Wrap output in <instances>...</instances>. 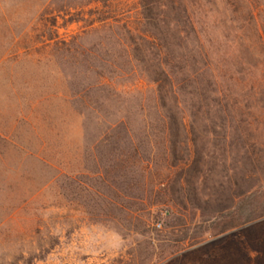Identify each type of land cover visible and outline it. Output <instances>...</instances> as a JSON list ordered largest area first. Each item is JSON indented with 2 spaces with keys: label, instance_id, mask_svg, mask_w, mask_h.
Masks as SVG:
<instances>
[{
  "label": "rangeland",
  "instance_id": "1",
  "mask_svg": "<svg viewBox=\"0 0 264 264\" xmlns=\"http://www.w3.org/2000/svg\"><path fill=\"white\" fill-rule=\"evenodd\" d=\"M196 1L188 78L140 0H0V264H264V0Z\"/></svg>",
  "mask_w": 264,
  "mask_h": 264
},
{
  "label": "trees",
  "instance_id": "2",
  "mask_svg": "<svg viewBox=\"0 0 264 264\" xmlns=\"http://www.w3.org/2000/svg\"><path fill=\"white\" fill-rule=\"evenodd\" d=\"M200 3L196 0H140L141 21L146 29L144 33L138 35V38H150L161 42L160 56L169 54L181 68L180 71L187 73L188 78L198 73L200 69L195 70V66L208 58L205 48L207 30L199 20L202 14L200 11L203 8ZM103 20L99 19V21ZM171 44H173V49L169 47ZM157 72L159 77H152V82H165L169 90L173 92L175 84L171 64L159 60ZM161 100L164 102V98L161 97ZM168 112L167 118L170 121L171 132V129L175 130L176 120L174 114Z\"/></svg>",
  "mask_w": 264,
  "mask_h": 264
},
{
  "label": "built area",
  "instance_id": "3",
  "mask_svg": "<svg viewBox=\"0 0 264 264\" xmlns=\"http://www.w3.org/2000/svg\"><path fill=\"white\" fill-rule=\"evenodd\" d=\"M158 227H159V225H158Z\"/></svg>",
  "mask_w": 264,
  "mask_h": 264
}]
</instances>
